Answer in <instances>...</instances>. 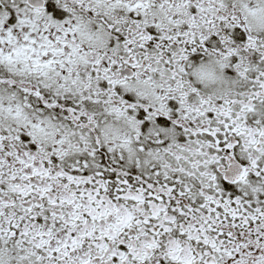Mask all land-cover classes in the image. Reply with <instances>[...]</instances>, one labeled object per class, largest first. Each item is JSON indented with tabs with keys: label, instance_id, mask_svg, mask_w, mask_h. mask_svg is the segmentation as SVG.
Instances as JSON below:
<instances>
[{
	"label": "snow or ice",
	"instance_id": "6c2138e0",
	"mask_svg": "<svg viewBox=\"0 0 264 264\" xmlns=\"http://www.w3.org/2000/svg\"><path fill=\"white\" fill-rule=\"evenodd\" d=\"M0 264H264V0H0Z\"/></svg>",
	"mask_w": 264,
	"mask_h": 264
}]
</instances>
